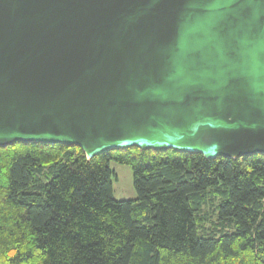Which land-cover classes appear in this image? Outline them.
<instances>
[{
  "label": "water",
  "instance_id": "1",
  "mask_svg": "<svg viewBox=\"0 0 264 264\" xmlns=\"http://www.w3.org/2000/svg\"><path fill=\"white\" fill-rule=\"evenodd\" d=\"M264 154V0H0V147Z\"/></svg>",
  "mask_w": 264,
  "mask_h": 264
},
{
  "label": "trees",
  "instance_id": "2",
  "mask_svg": "<svg viewBox=\"0 0 264 264\" xmlns=\"http://www.w3.org/2000/svg\"><path fill=\"white\" fill-rule=\"evenodd\" d=\"M110 160L136 198L113 197ZM0 264H264V154L0 147Z\"/></svg>",
  "mask_w": 264,
  "mask_h": 264
},
{
  "label": "rangeland",
  "instance_id": "3",
  "mask_svg": "<svg viewBox=\"0 0 264 264\" xmlns=\"http://www.w3.org/2000/svg\"><path fill=\"white\" fill-rule=\"evenodd\" d=\"M109 165L113 171V175L111 176L113 197L117 200H130L136 198L131 167L114 160H110Z\"/></svg>",
  "mask_w": 264,
  "mask_h": 264
}]
</instances>
